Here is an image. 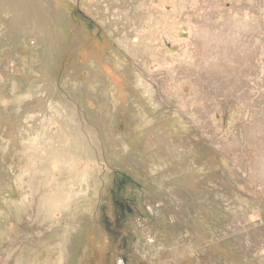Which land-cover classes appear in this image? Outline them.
I'll return each mask as SVG.
<instances>
[{
	"label": "rangeland",
	"instance_id": "374dc122",
	"mask_svg": "<svg viewBox=\"0 0 264 264\" xmlns=\"http://www.w3.org/2000/svg\"><path fill=\"white\" fill-rule=\"evenodd\" d=\"M0 264H264V0H0Z\"/></svg>",
	"mask_w": 264,
	"mask_h": 264
}]
</instances>
